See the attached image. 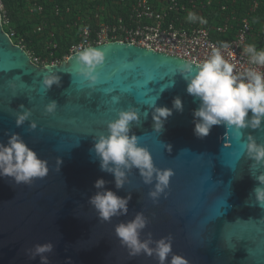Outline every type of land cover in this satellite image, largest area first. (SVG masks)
<instances>
[{
    "label": "water",
    "instance_id": "95a60500",
    "mask_svg": "<svg viewBox=\"0 0 264 264\" xmlns=\"http://www.w3.org/2000/svg\"><path fill=\"white\" fill-rule=\"evenodd\" d=\"M91 47L106 52L94 88L76 74V52L57 64L33 62L4 29L0 5V142L19 134L49 165L47 176L31 185L0 177V264H42L32 253L49 242L47 264H159L154 255L131 256L115 234L119 223L137 214L147 221L142 240L150 239L153 248L161 238L170 240L166 264L173 255L188 264H264V206L254 192V176L264 172V162L256 164L245 146L249 136L264 143V127L238 134L214 125L198 138L193 113L199 102L177 70L188 59L121 40ZM46 72L59 77L50 88L42 85ZM176 97L183 111L173 108ZM52 101L57 109L48 114L45 106ZM155 102L173 109L162 132L154 127ZM129 107L141 112L131 133L150 150L156 167L173 172L155 198V178L145 183L132 168L117 189L114 175L101 171L91 151L93 137L107 133V122ZM28 110L29 119L17 126L16 115ZM100 178L105 189L130 197L127 214L99 219L89 201L101 191L95 187Z\"/></svg>",
    "mask_w": 264,
    "mask_h": 264
},
{
    "label": "clouds",
    "instance_id": "9594fccd",
    "mask_svg": "<svg viewBox=\"0 0 264 264\" xmlns=\"http://www.w3.org/2000/svg\"><path fill=\"white\" fill-rule=\"evenodd\" d=\"M187 21L206 24L204 17L194 12H188ZM229 44L221 42L219 47H213L211 55L203 61L183 60L177 65L178 73L187 82V93L199 107L194 110V134L203 139L208 136L214 125H224L234 128L238 134L246 127L257 129L264 127V49H258L255 44H247L242 54H247L249 67L243 71H234V64L224 58L221 49H227ZM75 72L82 77L89 87H95L100 80L98 67L106 61L103 48L84 47L75 53ZM59 82V77L53 72H46L42 80L45 88H50ZM119 97H113L118 102ZM152 113L157 132H162L164 123L172 115V108L152 105ZM173 108L183 111L180 97L173 101ZM57 103L52 101L45 106L48 114L54 113ZM251 115L249 116V113ZM147 118V112H145ZM31 116V111H23L16 115L17 126L22 125ZM141 112L135 107L120 109L115 119L107 122V133L101 132L94 136L92 153L99 159L101 171L114 175L116 188H122L127 172L132 168L139 169L145 183H152L155 178V190L150 195L155 198L169 186L173 175L170 169H160L154 165L150 150L140 143V137L131 133L133 122L139 123ZM36 123L31 124V129ZM246 153L256 164L264 162V143H257L249 136L246 141ZM171 147V146H169ZM255 166V165H253ZM49 172L48 161L42 158L19 134L13 133L7 143L0 142V177H11L16 184L31 185L36 179H42ZM259 183L254 192L259 205L264 206V172L254 176ZM105 180L98 179L95 187L101 189L90 198V204L99 214L101 221H110L113 216L127 214L128 198L119 196L116 192L105 189ZM147 221L143 214H137L128 222H121L115 228V234L123 246L129 249L131 256L144 253L155 256L159 264H166L172 245L169 239L161 238L151 247V240H142L141 231ZM53 250L52 243L38 244L32 253V258L39 255L42 264H47L45 253ZM170 264H188L186 258L173 255Z\"/></svg>",
    "mask_w": 264,
    "mask_h": 264
},
{
    "label": "built area",
    "instance_id": "2783aa9c",
    "mask_svg": "<svg viewBox=\"0 0 264 264\" xmlns=\"http://www.w3.org/2000/svg\"><path fill=\"white\" fill-rule=\"evenodd\" d=\"M242 1L87 0L85 3L83 0H67L61 3L60 0H33L31 13L47 14L49 9L46 6L50 4L51 15L62 17L64 29L71 31L73 36L69 52L62 59L54 58V51L60 45L54 29L49 28L55 22L40 23L34 32L48 33L46 48L52 59L48 62L39 54H29L36 64H57L77 49L121 40L200 62L211 55L213 47L226 42L229 47L221 49L222 55L234 64V71H243L250 66L247 54H242L243 47L247 44L258 46V42H264L262 30L255 29L251 19L262 9L264 22V0H247L243 10H240ZM0 5L4 26L9 19L2 0ZM188 12L204 17L207 23L188 22ZM7 32L12 39L16 35L13 29ZM21 43L17 44L24 47Z\"/></svg>",
    "mask_w": 264,
    "mask_h": 264
},
{
    "label": "trees",
    "instance_id": "16d2710c",
    "mask_svg": "<svg viewBox=\"0 0 264 264\" xmlns=\"http://www.w3.org/2000/svg\"><path fill=\"white\" fill-rule=\"evenodd\" d=\"M61 3L65 2L67 0H60ZM4 4V9L7 11V17L9 19V23L4 24V27L7 31H10L11 29L16 31V35L13 37V40L16 43H21L24 45L26 50L33 49L34 53L41 55L46 61H50L52 58L49 57V52L46 51V53H40V42L41 38L40 36L42 34L48 33H37L34 32V28L45 21L49 22L54 20L53 16H51L50 8L51 5L47 4L46 8L47 14H37V13H31L30 12V5L33 0H2ZM247 0H243L240 2V10H243L245 7ZM264 8V5L262 6ZM261 11L259 10L258 14H253L251 16L253 25L255 29H261L262 30V36L264 37V28H259L258 23L262 21L261 18ZM51 17L50 19L44 18ZM263 25V23H262ZM37 50V51H35ZM48 50V49H47ZM69 52V45L67 42H64L61 40L60 47L57 48L54 51V58H60L62 59L63 55Z\"/></svg>",
    "mask_w": 264,
    "mask_h": 264
},
{
    "label": "rangeland",
    "instance_id": "374dc122",
    "mask_svg": "<svg viewBox=\"0 0 264 264\" xmlns=\"http://www.w3.org/2000/svg\"><path fill=\"white\" fill-rule=\"evenodd\" d=\"M83 1L85 3H87V0H83ZM53 17H54L53 18L54 20H52V21H54L55 24L51 25L49 30L50 29H54L55 34H56V38H57V41H58L59 45L61 43V40H63L64 42H67V44L69 45L71 43V39H72L73 33L71 31H66L64 29V20H63L62 17H55V16H53ZM44 18L50 19L51 17L44 16ZM52 21H49V22L51 23ZM40 38H41V42H40L41 51H39V52L44 54V53H46V51H48L47 48H46V46H47V34H42L40 36ZM27 51L29 53H31V54L34 53L33 49H29ZM35 51H37V50H35Z\"/></svg>",
    "mask_w": 264,
    "mask_h": 264
},
{
    "label": "crops",
    "instance_id": "0c3cea01",
    "mask_svg": "<svg viewBox=\"0 0 264 264\" xmlns=\"http://www.w3.org/2000/svg\"><path fill=\"white\" fill-rule=\"evenodd\" d=\"M262 23H263V25H262ZM258 25H259V28H264V22L263 21L259 22ZM257 48L258 49H264V42L263 43L258 42Z\"/></svg>",
    "mask_w": 264,
    "mask_h": 264
}]
</instances>
